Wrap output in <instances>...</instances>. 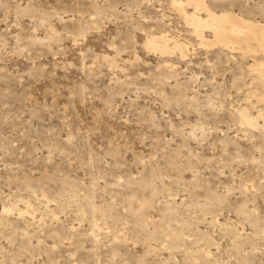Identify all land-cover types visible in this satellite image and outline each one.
<instances>
[{
  "label": "rangeland",
  "instance_id": "rangeland-1",
  "mask_svg": "<svg viewBox=\"0 0 264 264\" xmlns=\"http://www.w3.org/2000/svg\"><path fill=\"white\" fill-rule=\"evenodd\" d=\"M196 4L0 0V264H264V0Z\"/></svg>",
  "mask_w": 264,
  "mask_h": 264
},
{
  "label": "bare ground",
  "instance_id": "bare-ground-1",
  "mask_svg": "<svg viewBox=\"0 0 264 264\" xmlns=\"http://www.w3.org/2000/svg\"><path fill=\"white\" fill-rule=\"evenodd\" d=\"M192 1H194L195 4L198 3V0H192ZM209 19L211 22H210V24H208V25L206 24V25L208 27H210V28L212 27L214 29V30L213 29L212 30L215 31L214 35L216 37V40L218 42H220L221 44L226 45L227 43L238 42L239 38L237 35L239 33H243V31H246V35H243V37H245V40L251 39L253 37L255 38V36H256V32L254 31V29H252L253 27L251 28V27H248L249 25L248 26L242 25L244 23L240 24V22H238L237 20H234L229 15H223L221 17H216L213 15H210ZM199 21H200V19H198V21H196V23ZM202 24H203V26L205 25L204 23H202ZM198 26L200 27L202 25L198 24ZM237 26H239L240 28L235 29V27H237ZM149 43L153 44L152 41H150Z\"/></svg>",
  "mask_w": 264,
  "mask_h": 264
}]
</instances>
